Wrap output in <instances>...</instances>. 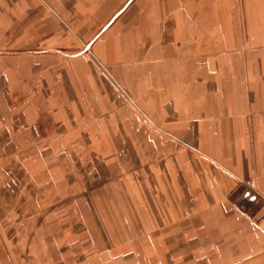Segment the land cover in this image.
I'll return each mask as SVG.
<instances>
[{
  "label": "crops",
  "instance_id": "0c3cea01",
  "mask_svg": "<svg viewBox=\"0 0 264 264\" xmlns=\"http://www.w3.org/2000/svg\"><path fill=\"white\" fill-rule=\"evenodd\" d=\"M101 66L146 118L141 94L170 86L171 136L184 146L171 160V224L120 242L134 250L125 256L71 264H264V0H0L1 124L14 119L12 91L46 84L43 73L67 76L56 105L77 107L82 88L108 96L77 79ZM28 243L17 254L0 242V264L48 261Z\"/></svg>",
  "mask_w": 264,
  "mask_h": 264
},
{
  "label": "rangeland",
  "instance_id": "374dc122",
  "mask_svg": "<svg viewBox=\"0 0 264 264\" xmlns=\"http://www.w3.org/2000/svg\"><path fill=\"white\" fill-rule=\"evenodd\" d=\"M100 68L82 69L77 79L101 82L98 91L108 96L82 88L77 107L56 105L53 85L67 76L43 73L46 84L17 85L7 100L14 119L0 123V242L16 244L10 251L17 254L31 242V257L48 259L42 264L125 256L134 250L120 242L156 239L153 226L171 224V160L184 146L171 136L179 113L171 87L141 94L146 118L140 99ZM59 91L70 100L68 89Z\"/></svg>",
  "mask_w": 264,
  "mask_h": 264
},
{
  "label": "built area",
  "instance_id": "2783aa9c",
  "mask_svg": "<svg viewBox=\"0 0 264 264\" xmlns=\"http://www.w3.org/2000/svg\"><path fill=\"white\" fill-rule=\"evenodd\" d=\"M259 200H260V198H256L255 200H253V202H254V203H257ZM247 208H249V206H248ZM243 209H246V207L243 208ZM262 220H264V211L262 212V214H261V215L259 216V218L257 219V222H261Z\"/></svg>",
  "mask_w": 264,
  "mask_h": 264
}]
</instances>
